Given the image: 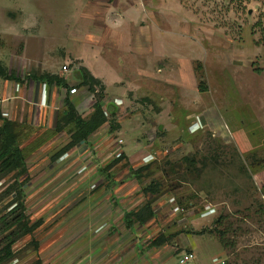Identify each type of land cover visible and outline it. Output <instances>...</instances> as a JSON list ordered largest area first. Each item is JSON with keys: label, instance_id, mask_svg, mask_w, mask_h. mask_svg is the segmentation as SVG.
<instances>
[{"label": "rangeland", "instance_id": "374dc122", "mask_svg": "<svg viewBox=\"0 0 264 264\" xmlns=\"http://www.w3.org/2000/svg\"><path fill=\"white\" fill-rule=\"evenodd\" d=\"M0 65L21 80L0 76V108L37 224L3 264H264V0H0ZM36 73L110 121L69 147L68 91ZM15 175L0 179V218ZM148 203L155 217L129 228Z\"/></svg>", "mask_w": 264, "mask_h": 264}, {"label": "trees", "instance_id": "16d2710c", "mask_svg": "<svg viewBox=\"0 0 264 264\" xmlns=\"http://www.w3.org/2000/svg\"><path fill=\"white\" fill-rule=\"evenodd\" d=\"M82 85L89 88L91 92L96 91V86H100L101 90H104V85L102 82L95 78L90 71L86 68L81 69ZM0 76L6 78L7 80H12L16 82H21L20 78L10 75L7 69L0 65ZM34 78L35 81L52 86L57 84L58 86L67 89L68 93L65 97V111L62 113L61 120L57 121V127L62 128L64 126L69 127V125H74L75 129H70L72 134V141L69 147H75L82 143H87L89 137L98 131L107 120L105 114L102 110V105L100 102L95 104L96 112L92 118L85 120L79 113L76 104L71 99L70 89H76V87L71 88L65 79L50 73H36L34 75H29L28 79ZM80 84V85H81ZM200 85L199 90L201 92L205 91ZM101 96V93L99 94ZM107 120V121H106ZM0 121L2 125L0 126V179L7 177L8 175L16 172L15 175V185H11L8 189V193H16L17 196L13 199L12 203L7 207L6 214L0 218V233L5 235L6 245L0 250V264L9 261L13 257V245L21 237L33 232L37 224L31 225L26 216V209L22 201L23 193V183H17L18 178L26 175V161L22 149L18 144V134L16 133V124L4 118L0 108ZM17 203V204H16ZM16 204V206H14ZM155 217L154 211H152L151 205L148 203L146 205L145 213L141 212H127L126 220L127 226L133 228L135 224L145 225L149 220ZM219 222V221H218ZM225 233H220V238L222 237L225 246L230 241H225ZM170 238L162 234L158 239L154 240L151 245L160 246L166 241L168 242Z\"/></svg>", "mask_w": 264, "mask_h": 264}, {"label": "built area", "instance_id": "2783aa9c", "mask_svg": "<svg viewBox=\"0 0 264 264\" xmlns=\"http://www.w3.org/2000/svg\"><path fill=\"white\" fill-rule=\"evenodd\" d=\"M67 67H64V70H66ZM72 93H76L75 89H72ZM42 107H46L45 105H41ZM193 259V255L192 254H185L183 257L179 258V263L180 264H187L189 263L191 260Z\"/></svg>", "mask_w": 264, "mask_h": 264}, {"label": "crops", "instance_id": "0c3cea01", "mask_svg": "<svg viewBox=\"0 0 264 264\" xmlns=\"http://www.w3.org/2000/svg\"><path fill=\"white\" fill-rule=\"evenodd\" d=\"M80 81V80H79ZM131 231H134V230H131ZM138 245H140L139 243L138 244H136V246H138ZM144 250V248L142 247V250H141V252H139V254L141 255V254H143L144 256H146L147 254L145 253V251H143ZM143 251V252H142ZM145 253V254H144ZM138 254V253H137ZM137 254H135L136 256H137ZM184 256V255H183ZM182 256V257H183ZM180 258V257H179ZM179 260V259H178ZM163 262V261H162Z\"/></svg>", "mask_w": 264, "mask_h": 264}]
</instances>
